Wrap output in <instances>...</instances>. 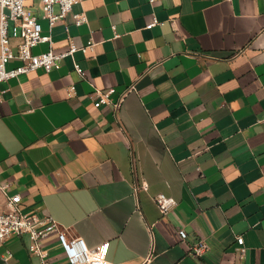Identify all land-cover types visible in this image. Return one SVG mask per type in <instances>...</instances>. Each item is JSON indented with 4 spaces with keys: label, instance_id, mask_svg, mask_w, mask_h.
I'll list each match as a JSON object with an SVG mask.
<instances>
[{
    "label": "crops",
    "instance_id": "1",
    "mask_svg": "<svg viewBox=\"0 0 264 264\" xmlns=\"http://www.w3.org/2000/svg\"><path fill=\"white\" fill-rule=\"evenodd\" d=\"M25 3L56 52L92 49L0 83V183L22 210L108 242L116 264H264V0H83L87 24L70 13L53 29ZM95 89L127 93L120 110L96 108ZM158 194L177 202L168 215ZM41 243L46 264H68L56 234ZM30 244L10 237L0 264H42Z\"/></svg>",
    "mask_w": 264,
    "mask_h": 264
},
{
    "label": "built area",
    "instance_id": "2",
    "mask_svg": "<svg viewBox=\"0 0 264 264\" xmlns=\"http://www.w3.org/2000/svg\"><path fill=\"white\" fill-rule=\"evenodd\" d=\"M40 8L43 12L42 18L49 22L53 29L59 21L70 13H73L75 5L83 0H39ZM55 6H59L60 12H55ZM73 19L77 26L88 23L87 15L84 12L73 13ZM12 39H19L16 46L17 51L12 46ZM49 43L50 49L41 54L34 52L35 48L41 44ZM92 49V45L87 48L78 49L73 43L68 51L58 53L53 48L52 37L43 36L42 25L39 18L26 7L25 0H0V83L8 82L20 75H29L38 70L47 73L58 70L61 61L67 57H73L77 51L87 53ZM12 59H19L21 65L15 69L8 70L7 64ZM76 71L85 77L86 73L80 64L75 62ZM72 91L74 88L71 89ZM135 90V85L128 92ZM112 91L95 89L96 108L103 105H111L117 112L124 101V96L120 101L114 103L111 98ZM3 102V94H0V105ZM8 184L0 183V193L6 197L7 210L0 213V244L4 243L12 236L28 235L31 239L29 251L39 258L42 264H46L48 253L42 248V240L51 234H56L60 242L68 264H116L107 259L109 243H103L97 247H89L81 237H69L65 229L58 221L52 217L41 219L36 214L27 213L22 210V196L18 193L10 194ZM137 189H147V184L143 182ZM155 204L162 215H168L177 205L173 197L158 194L153 197ZM182 240L187 239L184 229L179 230ZM237 251L240 254L246 253L244 237H237ZM208 249L204 240L199 241L192 247V254L202 256ZM150 258L145 261L148 264Z\"/></svg>",
    "mask_w": 264,
    "mask_h": 264
}]
</instances>
